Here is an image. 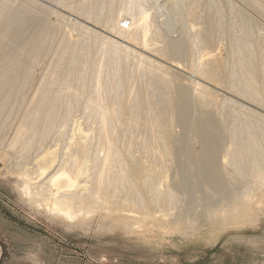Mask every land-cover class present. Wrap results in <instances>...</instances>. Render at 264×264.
Instances as JSON below:
<instances>
[{
  "label": "rangeland",
  "instance_id": "rangeland-1",
  "mask_svg": "<svg viewBox=\"0 0 264 264\" xmlns=\"http://www.w3.org/2000/svg\"><path fill=\"white\" fill-rule=\"evenodd\" d=\"M8 1V7L14 5V3L19 4L22 2L21 0H12L14 2ZM36 1L45 5V7L47 6L50 11L39 10L42 13L41 16H39L35 10L25 14L21 18L20 23L12 26V29L0 43L1 60L11 55L18 47L24 46L34 39L40 26L43 24L44 20L42 16L44 18L48 17L47 19L54 23V25L57 23L61 24L60 26L58 24L56 25L52 40L42 46L40 59L35 63L31 76L29 78L25 77L24 68H20L17 71V78L12 87L13 90L10 95V100L4 110V115L0 119V264H264V215H256L257 213L255 211L249 219L247 218L245 220H234L223 216L225 213L224 211L230 208L227 201H222L224 199L223 197L227 199L229 196L234 197V194L231 195L232 193L228 190H233L235 194L239 193L244 186H251L253 184V178H250V175L247 176V174L243 176L244 173L241 174L242 176L238 175L237 171L234 170L232 166H229L231 167L229 168L231 171L229 173L234 175L236 172L237 174H235L234 177L232 174L227 177L231 188H226L223 192V190L215 188L212 185V187H210L206 179L203 178L202 175L200 176L197 174L200 172L198 170L201 168V163L196 161L200 164L195 165L196 162L191 156L193 155L192 149L195 148L193 146L198 144V142H196L197 140L193 133L183 130L177 119V115L173 124H171L173 134L177 138L174 144L177 147L183 145L182 149L180 148L183 151L184 149L188 151V147L190 150L187 152L188 154L184 151V154L186 153V155L183 154L184 158L181 156L183 151L180 152L181 150H178V152L181 153L178 154L183 159L182 160L177 156V149H173L170 156H167L165 164L168 168L166 170V174H168L167 182L169 184H175L173 189L179 198V202L175 207L170 208V211L169 208L157 207L150 215H142L138 212L129 210L109 209L110 207L107 205V208L96 210V212L83 211L77 213L73 218H66L62 214L54 212L52 207H47L51 206V204L45 205L46 203L42 202L40 197H37L38 199L34 198L26 190V182L35 183L37 186L42 180V176L39 173H35L30 169H33L32 162H35V158L39 155L37 158L38 160L43 154H47V156L58 155L62 153L61 151H63L65 147H69L67 145L69 140L68 135L72 128L71 124L78 122L82 124L84 128L90 129L92 133H95L98 122L95 117L91 115L94 110L85 109L83 102H79L75 105L71 115V121L68 122L67 126H64L65 123L61 120L63 114L62 109L59 110V117L53 122L48 120L44 111H39L41 121L39 127L40 129L46 127L48 129V135L44 141H41L39 138L34 139L28 164H25L26 159L23 160L20 154L12 150L9 146L12 137H14V131L17 126L22 123V117H24L26 113L25 110L29 109V107L32 108L30 98L36 93V90H38L49 66L55 63L56 56L66 47L63 35L68 34V31L66 32V30H68L67 28L71 29L69 32H73L75 37H82V40L80 38L73 39L71 44H67L68 46L73 47V45L77 43L76 48L78 50L81 49L80 51L88 48L87 45L89 44L91 46L90 52L85 54L84 58L80 57L76 66L72 65L64 68L57 67L59 77L62 79L65 75L72 73L76 68L84 67L85 75L83 84L87 94L90 95L94 90L96 79H99L107 93H114L111 84L112 73L109 64L97 51L98 47L93 45L94 43L95 45H101L100 42L104 41V37H107L118 44H124L138 53L144 54L147 58H150L149 61L151 62H149V64H152H150L148 68L155 69L154 73L157 74V76H159L160 73L166 74L175 84L174 86L176 89L174 88V92H177L178 88V93H180L178 85L180 87H184L185 85L192 87V82H200L213 92L215 91L216 101L218 102L214 101V103L211 104L212 106H210L212 109L211 111H213V116L218 121L223 122L228 119L227 121L231 125L232 121L236 119L234 122L237 121V124H235L242 125L244 122L241 114L247 115L248 113L250 119H256L254 121L264 130V102L261 106L263 109L258 105L259 107L252 108L253 112H246L244 110L246 108L239 105V103L244 106L249 105L244 103L242 100L244 98L239 96L238 93L233 90L232 86L229 85L232 79L230 75L234 71V62L232 59L234 55L232 51L235 50V47H238L237 45H240L239 43L243 42L244 39L246 40V36H248L247 39L249 38V40L250 38L255 40L258 34L264 35V13L259 12L257 9H255V12V10H253L254 7L251 8L252 5L249 7L250 3L248 4L246 1V4L245 0H213L215 4L209 3L210 0L201 1L202 3H200L197 8V15L192 18L191 24L190 21L188 22L191 28L189 34L191 33L190 37L193 36L192 34H195V30L198 27L200 29L209 30L210 32L212 37L211 41L216 49V53L220 55L218 59L221 58L222 64V67L216 71L218 79L212 82L198 75L196 71H194V68H192L195 64L193 63L194 60L198 61V56L195 55L197 57H194V53L191 49L192 47H190L191 45L189 44L190 41L180 36L183 34L182 31L186 26H182L183 19L180 17V14L171 13L172 10H170L171 8H169L167 0H147L145 7L147 13L154 19L155 24L162 29L164 34L163 37L165 36L160 39L162 42L159 40L160 44L159 42L158 44L163 45L166 42L165 44L168 45L170 42L178 39L177 42L180 41L178 47H181L180 49L184 51H182L183 53L181 56H175L171 53L163 56L156 52V54L154 52H143L135 46L138 45L135 41L129 40L127 36L124 37L116 31L113 32L111 25L107 26V24H109L108 22L103 21L102 23H97L95 22V16L92 18L90 17V21L88 16L82 15L83 13L81 14L78 9L75 11L76 8L71 9L67 7L69 3L74 1L73 3L75 4L80 0H66L68 1V3L66 2V7L61 4V0ZM208 3L213 6V9L209 10ZM227 6H229V8L232 6V10L227 8ZM262 6V10H264V4H262L261 7ZM7 24V21L1 24L0 32ZM121 24H123V22ZM87 27L90 31L89 33H87ZM254 29L255 32L259 30V32L256 33L257 37L254 35ZM89 34L91 38L90 36L87 38ZM94 36L96 38L98 36V40ZM181 38L185 43H182ZM163 39H165V41ZM236 39L238 41L237 45L234 43ZM74 40L78 41L75 43ZM239 40H241V42ZM153 42H155V40ZM252 43L251 49L255 51V42L253 41ZM21 57H23V55H21ZM121 57V62L126 60L125 55L122 54ZM127 61L130 63V66L134 63L133 58ZM96 62L98 67L96 66ZM155 62H157L161 68L163 66V68H159V65L156 66ZM170 62L175 63L176 66L170 65ZM98 63H100L99 65L101 67H99ZM203 63L206 64V66H210L213 64V60L211 57H208L203 60ZM164 66L166 68H164ZM147 70L148 69L142 71L144 74L141 76L139 83H142L143 92L148 94L153 100V103L157 105L158 98L163 94L166 88L162 89L158 83L154 82L153 86L149 87L146 84L148 80L145 78L148 74ZM54 74L53 77L49 76L50 81L53 79L55 81ZM157 78L158 80H162L160 77ZM51 82L53 83V81ZM61 83V80L53 83L50 91L51 96L56 94ZM144 83L146 85H144ZM172 84L170 85L172 86ZM170 85L169 87H171ZM187 86L183 89L188 88ZM174 92L172 97L176 101L179 94L177 93V95L176 92ZM8 93V89L0 93V103L5 99ZM226 100L231 103H228ZM200 108L199 105L193 106L195 115H197L196 113L199 112L198 109ZM86 110H90V112L85 114ZM197 110L198 112H196ZM141 112L142 115L140 116L139 123L133 125L130 132L126 133L125 136L123 130L127 129L128 116L124 115V125L119 127L121 134L118 147L122 155L127 157V139L133 138V158L136 157L137 159H135L139 162H146L150 165L148 161L149 158L146 156V153H144L145 150L141 147V143L146 140V143L152 144L155 147L156 143L153 141V136L151 134L153 129L145 120L146 110L143 109ZM155 112L157 115H160L159 106H156ZM230 113L234 117V120H231L233 117ZM62 129H65L67 134L61 138L58 133ZM182 138L190 142L188 143L189 145L187 141L184 142L185 140ZM185 143L188 145L187 147H184V145L186 146ZM224 143L226 145L229 141H225ZM65 150H67V148ZM193 150H195L193 152L194 157L200 156V153H198L200 152L199 149L198 151L196 148ZM196 159L200 161L198 157ZM190 165H192L193 168ZM189 166L190 169L192 168L191 171H193L194 174L191 171L188 172V170H190H187ZM155 168L159 169V164H155ZM24 169H30V175L28 174L27 176V174H25L27 170ZM183 174L188 176L183 178ZM193 175L196 178H193ZM198 177L202 179L200 180ZM237 177L239 180L236 179ZM203 179H205V181ZM189 180H192L190 181L192 183L195 181L198 187H196L194 183H190L192 184L190 185L188 183ZM179 181L183 185H179ZM202 185H204L205 189ZM201 187L203 189L200 191ZM189 188L193 191L189 190ZM206 189H208V192ZM217 189L220 191L217 192ZM195 190L198 192H195ZM196 193H198L199 196ZM207 193H210L209 197ZM213 193L216 194V197H214L215 195H213ZM191 195H193V197H191ZM202 195L205 196L203 197ZM199 197L205 198V200H201ZM192 198L197 199L193 200ZM209 198L212 200H208ZM179 215H181L182 218Z\"/></svg>",
  "mask_w": 264,
  "mask_h": 264
},
{
  "label": "bare ground",
  "instance_id": "bare-ground-1",
  "mask_svg": "<svg viewBox=\"0 0 264 264\" xmlns=\"http://www.w3.org/2000/svg\"><path fill=\"white\" fill-rule=\"evenodd\" d=\"M7 1L8 0H0V26L4 21L8 23L0 32V43L12 29V26L20 23L21 18L25 14L35 10L36 13L41 16L42 13L40 11H50L47 6L45 7V5H42L36 0H21L22 2L19 1V4L16 3V5L14 3V5L10 7L7 6ZM68 1L61 0V4L66 7V2L68 3ZM201 1L202 0H167L169 8L172 10L171 13L180 14V17L183 19L182 26H186L182 31L183 34L180 36L190 41L188 42L191 45L189 46L192 47L191 49L194 53V57L198 56V61L194 60L196 58L193 59V63L195 64H192L194 66L192 68H194V71H196L198 75L206 78L207 81L215 82L218 79L216 71L222 67V64L221 58L218 59L220 55L216 53V49L211 41L212 37L209 30L200 29L198 27L195 30V34H192L193 36L190 37L191 33L189 34L191 28L188 22L190 21L191 24L192 18L197 15V8L200 3H202ZM246 1L248 4L250 3L249 7H251V5V8L254 7L253 10L257 9L259 12L264 13V10H262L263 6L261 7V5L264 4V0H245V2ZM73 2L69 3L67 7L71 9L76 8L75 11L78 9L81 14L83 13L82 15L88 16L89 19L95 16V22L97 23H102L103 21L108 22L109 24H107V26L111 25L113 32L116 31L124 37L127 36L129 40L135 41L136 44H138L135 46L143 52H156L163 56L169 53L175 56H181L184 52L183 49H180L181 47H178V43L180 42H177L178 39L170 42L168 45L165 44L166 42L163 45H159V40L165 36L163 37L164 34L162 29L155 24L154 19L147 13L145 7L147 0H80L75 4ZM209 3L215 4L213 0H210ZM211 4H209V10L213 9ZM227 8H229V6H227ZM229 9L232 10V6ZM42 18L44 20L43 24L40 26L34 39L26 45L18 47L11 55L0 60V93L6 89H8L9 92L0 103V119L4 115V110L10 100V95L13 90L12 87L17 78V71L20 68H24L25 77L29 78L31 76L35 63L40 59L42 46L52 40L56 25H61L59 23H55L56 25H54V23L47 19L48 17L44 18L42 16ZM125 21H128V27L121 24ZM67 29L66 32L68 31V34L63 35L66 47L56 56L55 63L50 65L49 69L47 68L48 71L38 87V90H36V93L30 98L32 108L29 107V109L25 110L26 113L25 116L23 115L24 117H22V123L19 124L14 131L15 134L9 146L12 150L18 152L23 160L26 159L25 164H28L34 139L39 138L41 141H44L48 135V129L46 127L43 129L39 127L41 122L39 111H44L48 120L53 122L59 117V110L62 109L63 114L61 120L64 121V126H67L68 122L71 121L73 109L79 102H83L85 109L94 110L91 115L97 120L98 127L95 133H92L90 129L84 128L82 124L74 122V124H71L72 128L68 135L69 140L67 139V146L69 147H65L67 150L64 149L61 151L62 153L58 155L47 156V154H43L38 160L37 158L39 155L35 158V162H32L34 170L32 168L30 169L35 173H39L42 176V180L37 186L35 183L27 180L28 182L25 183V188L31 196L34 198L40 197L42 202L46 203L45 205L51 204V206L47 207H52L54 212L62 214L66 218H73L77 213L83 211L96 212V210L107 208V205L110 207L109 209L129 210L138 212L142 215L152 214L153 210L157 207L169 208L170 211V208L177 205L179 198L173 189L175 184L173 182V184L167 182L168 174H166V170L168 168L165 163L167 156H170L173 149H177V156L181 158L179 155L181 153H179L178 150L180 151L183 145L177 147L174 144L177 138L174 136L173 130L171 129V124H173L175 117L178 116L177 119L183 130L193 133L197 140L196 142H198V144H195L197 147L191 145L195 147L197 151L198 149L200 150V152H198L200 156L194 157L193 152L195 150L193 149L195 148L192 149L193 155L191 156L194 158L193 160H195V162L201 163V166L199 165L201 168L198 170L200 172L197 170L195 171L206 179L210 187L214 186L215 188L223 190V192L226 188H231L227 178L232 174L229 173L231 172L229 169L231 167L229 166H232V168L237 171L238 175L244 173L243 176L247 174V176L250 175V178H253V184H250L251 186L241 187L242 189L239 193L235 194L233 190H228L232 193L231 195L234 194V197L229 196L228 199L223 197L224 199L222 201H227V204L230 206L229 209L224 211L225 213L223 216L234 220H245L247 218L249 219L255 211L257 213L256 215H264V130L254 121L256 119H250L248 113L247 115L241 114L244 124L241 123L240 119L239 122L242 125H236L237 121L234 122L236 119L234 120V117L230 113L233 117L231 120H234L231 125L228 123V119L225 120L226 118L223 122L218 121L213 116V111H211V104L214 103V101L218 102L216 101L215 91L213 92L200 82L191 81L193 85L192 87L189 86L190 88L187 85L180 87L175 82L180 89V93H178V88L177 92L175 91L176 94H179H177L178 96L176 95L177 100L175 101L172 97L174 88L176 89L174 82L169 79L166 74L160 73V75L157 76V74L154 73L155 69L148 68L149 65L152 64H149V62H151L149 61L150 58H147L144 54L138 53L124 44H118L107 37L103 38L104 41L100 42L101 45H95V43L93 45L98 47L97 51L109 64L112 73L111 84L114 93H107L99 79H96L94 90L89 95L83 84L85 75L84 67L76 68L72 73L65 75L62 79L59 77L57 67L64 68L72 65L76 66L79 58H84V55L90 52L91 46L89 44L87 45L88 48L80 51L81 49L78 50L76 48V42L78 40H74L76 44L74 43L75 45H73V47L68 46L67 44H71V41L78 37H75L73 32H69L71 29ZM86 30H88V27ZM257 31L259 32V30ZM89 32L88 30L87 33ZM253 32L254 35L258 33L255 32V29ZM252 33L251 35L253 37ZM89 36L90 34L87 38H89ZM247 37L248 36H246V40L244 39L243 42L239 40L241 42L239 43L240 45H237V39L236 42L234 41L238 47H235L236 49L232 51L234 55L232 58L234 62V71L230 75L232 79L229 85L232 86L233 90L238 93L239 96L244 98L242 99L240 97L244 103H247L249 106H244L240 103L239 105L246 108L247 110H244L250 113L253 112L252 108L258 105L263 109L261 106L264 102V35L258 34V37L256 35L255 37L257 38L255 39L254 37L255 40L252 38L249 40ZM96 39L98 40V36ZM154 40L155 42H153ZM163 40L165 41V39ZM160 41L162 42V40ZM181 41L182 43L184 42L183 39ZM253 41L255 42V51L251 49ZM122 54L125 55L126 60L121 62ZM21 55H23V57H21ZM208 57H211L213 60V64L210 66H206V64L203 63V60ZM132 58L134 59V63L130 66L127 60ZM100 63H98V65ZM155 64L156 66L159 65L157 62H155ZM169 64L176 66V64L172 62ZM101 66L99 65V67ZM159 68H161V66ZM164 68L166 67L164 66ZM146 69H148V74L145 78H147L146 80H148V83L144 82L149 87H152L154 82L158 83L162 89L166 88L163 94L158 98L157 105L153 103V100L148 94L143 92L142 83L140 82L141 85L139 83L141 76L144 74L142 71ZM53 74L55 75V81L61 80L62 83L56 94L51 96L50 91L55 81L54 79L51 80L53 81L52 83L49 76L53 77ZM157 77H160L162 80H158ZM145 83L144 85H146ZM169 83H173L172 86ZM169 85L172 88L169 87ZM186 86L188 88L183 89ZM227 102L231 103L229 101ZM194 105H199L202 108V110L201 108L198 109L200 113L198 110L196 111L198 112L196 113L197 115H195L193 111ZM156 106L160 107V115H157L155 112ZM143 109L146 110L145 120L153 129L151 134L153 136V141L156 143V147L146 143V140L141 143V147L145 150L144 153H146V156L149 158L147 159L150 165L146 162H139L136 160V157L133 158V138L127 139V157L122 155L118 147L121 134L119 127L124 125V115L128 116L127 129L123 130L125 136L126 133L130 132L133 125L139 123L140 116L142 115L141 110ZM90 110H86L85 114L89 113ZM257 122L260 123L258 120ZM58 134L62 138L67 133L65 129H62ZM184 140V142L187 141L186 139ZM225 141H229V143L225 145ZM188 143L190 142L187 141V144ZM187 144L186 146L184 145V147L189 145ZM187 149L188 151L190 150L189 147ZM182 151L183 150L180 152ZM184 151L186 153L188 152L185 149ZM184 151L181 154L182 158H184ZM186 153L184 155H186ZM197 157L200 161L196 159ZM197 162L195 165L200 164ZM155 164H159V169L155 168ZM190 166L192 167V165ZM190 166L187 170L190 169ZM192 168L188 170V172L191 171ZM30 169H24L27 170L25 173L27 176L28 174L30 175ZM184 171L186 172V170ZM191 172L193 173V171ZM184 174V177L182 176L183 178L188 176ZM234 175L232 174L233 177ZM193 178L196 177L194 176ZM198 178L200 180L202 179L201 177ZM205 179L203 180L205 181ZM236 179L239 180L238 177ZM192 180H189L188 183H192L190 182ZM193 183L198 187L195 181H193ZM179 185L183 184L179 181ZM202 186L204 187V185ZM202 189L201 187L200 191ZM189 190L193 191L190 188ZM207 190L208 189H206V191ZM195 192L198 191L195 190ZM213 192L215 193L216 191ZM214 193L213 195L216 197ZM196 194L198 195V193ZM209 194L208 197L210 196ZM191 197H193V195H191ZM196 199L194 198L193 200ZM202 199L205 200V198H201V200ZM208 200L212 199L209 198ZM181 215L179 216L181 217Z\"/></svg>",
  "mask_w": 264,
  "mask_h": 264
},
{
  "label": "built area",
  "instance_id": "built-area-1",
  "mask_svg": "<svg viewBox=\"0 0 264 264\" xmlns=\"http://www.w3.org/2000/svg\"><path fill=\"white\" fill-rule=\"evenodd\" d=\"M122 25L125 27H128L129 23H128V21H125Z\"/></svg>",
  "mask_w": 264,
  "mask_h": 264
}]
</instances>
